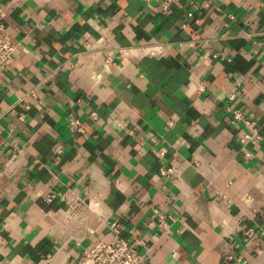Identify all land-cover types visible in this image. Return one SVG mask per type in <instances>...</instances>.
I'll return each instance as SVG.
<instances>
[{
  "label": "crops",
  "instance_id": "0c3cea01",
  "mask_svg": "<svg viewBox=\"0 0 264 264\" xmlns=\"http://www.w3.org/2000/svg\"><path fill=\"white\" fill-rule=\"evenodd\" d=\"M161 1L0 0V264H264V0Z\"/></svg>",
  "mask_w": 264,
  "mask_h": 264
},
{
  "label": "built area",
  "instance_id": "2783aa9c",
  "mask_svg": "<svg viewBox=\"0 0 264 264\" xmlns=\"http://www.w3.org/2000/svg\"><path fill=\"white\" fill-rule=\"evenodd\" d=\"M171 4L172 0H162L160 10L164 13L167 12ZM15 50L16 45L12 43L6 32V27L0 22V69L9 63ZM230 99H233V95L230 96ZM232 115L233 124L243 123L250 130L244 132L239 139L242 148L246 151V156L250 157L252 155L250 149L259 146L263 137L259 130L254 127L253 122L240 109L232 110ZM70 124L75 131L83 132L82 123L78 119L71 118ZM56 151L60 152L61 147H57ZM163 154L164 151L162 150L160 155ZM161 174L164 176L175 175V171L172 168L164 167L161 169ZM53 198L50 196L49 201ZM109 227L113 235L112 239L110 241H97L90 248L84 250L77 264H141L148 260L147 256L138 250L140 242L122 237V225L118 220L110 222ZM254 235L248 233L249 238Z\"/></svg>",
  "mask_w": 264,
  "mask_h": 264
}]
</instances>
